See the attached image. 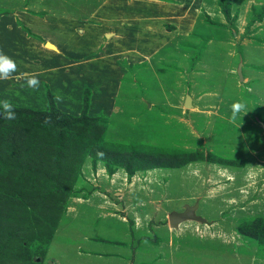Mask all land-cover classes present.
Returning <instances> with one entry per match:
<instances>
[{
  "label": "rangeland",
  "instance_id": "1",
  "mask_svg": "<svg viewBox=\"0 0 264 264\" xmlns=\"http://www.w3.org/2000/svg\"><path fill=\"white\" fill-rule=\"evenodd\" d=\"M148 1L180 13L150 25L161 42L155 53L148 55L152 43L142 33L140 43L120 40L110 48L116 53L100 55L101 38L95 48L80 47L89 53L77 58L104 69L82 77L78 68L66 72L63 62L26 52L36 61L40 104L28 102L39 91L26 86V76L8 77L16 87L3 89L13 106L21 108L15 102L22 99L35 111L55 108L79 119L62 131L80 142L54 162L56 189L40 179L50 178L44 170L58 136L29 138L27 150L8 152L0 197L50 191L53 205L45 213L39 201L30 207L0 199V264H264V0ZM108 2L0 0V18L14 15L27 40L41 43L42 34L63 49L102 24L136 32L142 17L125 28L118 22L127 15L125 0L109 20L107 10L99 12ZM136 54L145 61L133 65ZM55 92L61 108L64 101L75 109L60 110ZM236 103L244 108L234 111ZM165 154L180 158L161 161ZM41 165L33 184L22 179ZM187 209L194 218L169 226L168 216Z\"/></svg>",
  "mask_w": 264,
  "mask_h": 264
},
{
  "label": "crops",
  "instance_id": "2",
  "mask_svg": "<svg viewBox=\"0 0 264 264\" xmlns=\"http://www.w3.org/2000/svg\"><path fill=\"white\" fill-rule=\"evenodd\" d=\"M108 4L109 5L104 6L103 9H99V12L103 15V13H102L103 10H107L108 14L107 15L104 14L103 16L109 20V19H111L109 17L113 16L115 9H116V5L118 4V2H117V0H109ZM139 4L140 5L143 4L142 7H139L138 6ZM9 5L12 6L11 3ZM173 7H176V6H169L166 4H161L159 2H152V1H148V0H125L123 8H125L124 9L125 12L128 10L127 15L125 16L124 19H122L118 22L121 23L123 26L126 25L125 26V28H126L127 26H130V25L134 26V20H136L135 17L137 15L141 16L143 19L140 22H136L138 24V25H136V28H137L136 32L131 30V34H136L135 38L132 37V35L128 31V28H126V30L123 29L122 31H120L117 26H113L110 24L109 25L102 24L101 29H98L96 31H92L89 33L85 32L84 34H86V35H82V37H81L83 39L82 42L72 41V43L75 44V46L69 47V46L65 45L64 49L61 46H59L60 45L59 42H55L52 39V41H53L52 42L53 44H52L49 40L50 37L48 38L46 35H42V34H41V39L39 41L43 44V46H41V43H39V42L27 40L28 38L25 36L26 34H24L23 30H21L20 27L15 25L16 16L10 15V14H5V15L3 14V15H1L2 17L0 18V34H1L0 35V44L2 46H4L3 51H5V54H7L12 60H14L16 62V69L17 70L14 72L13 75H18L20 73L21 75H23V77L26 76V78H28V79L30 77H32L33 75L39 77L37 67H36V63H35L36 61L33 58L32 59L26 58L29 56L31 57V55H35L38 57L46 56V59H49L51 57V59L57 60L56 62L59 64H60V62H63L62 64H63V66H65L63 69L67 68L65 70L66 72L68 71L71 73V72H73V68H78V71L82 73V77L83 76L84 77L85 76L90 77L89 74H93V76H97V75L100 76L102 70L104 69L102 66V63H100V62L99 63H88V62L85 63L83 58H86V56H84V54L86 55L87 53H89V51H86V49L81 50L80 47L95 48L101 44V42H102L101 38H103L102 44L104 46H103V49H101L100 55H106V56L110 57L111 53H116L115 49L113 51L110 50V48L112 46H115V45L117 46V44H121L120 43L121 41L123 43L125 41L124 45H127V44L132 43V42L135 43L136 41H138L140 43L141 40H140L139 35L143 33V34H145V39L143 41L148 39L147 40L148 44L152 43V47H150L148 49V50L152 51V53L148 54V55H151V54L155 53V50L161 49V46H160L161 42H160V40H158V39L156 40V38H153L154 26H150V25L152 23H154V21L158 22L159 18H161L160 17L161 14H164L167 17H171L168 19H172L174 16V13L180 14L179 10H177L179 6L176 9H174ZM18 13L19 12H15L16 15H18ZM25 15H27V14H25ZM25 15H24V18H27V16H25ZM20 16H22V12H20ZM12 17H14V19H11ZM181 17L182 18L178 19V20H179V22L184 23V21H186L187 18L183 17V15H181ZM27 19L30 20V18H27ZM106 19H105V21H106ZM144 19H146V20H144ZM149 21H151V22H149ZM102 27H103V30H102ZM151 28L153 29V31L151 30ZM144 29H147L149 31H146ZM100 31L102 32V34H97V32H100ZM172 32L173 31H171L170 33H172ZM158 42H160V43H158ZM48 45H51L50 48H47ZM60 49H63V52H61L59 54L58 51ZM26 52L28 53V56L24 57L26 55ZM8 53H10V54H8ZM144 53L147 54V52H144ZM97 54H99V53L97 52ZM72 55L76 56V59H75L76 61H74L75 64L68 66L67 62L69 61V59H74ZM145 56L138 55V54L131 55L132 58L130 57V60H129V58H128V60L131 61V63L134 65L136 63H140V62L145 61V59H146ZM77 57L78 58L83 57V58H81L82 61H80V59H78ZM17 58L19 59V61L15 60ZM85 67L88 70L87 72H85L83 70ZM24 71H28L30 74L27 73V75H26V73ZM45 72H46V75L54 76L53 70H51V72L46 70ZM56 73H59L61 76L63 74V72L60 73L59 71H57ZM48 77H50V76H48ZM76 78H78V77H76ZM46 80L51 81V80H48V78ZM5 84L9 88V90H11V91L13 90L14 87H16V86H13L14 84L11 82V80L7 79V80H1L0 81V89L3 88L5 86ZM9 90H6V91H9ZM33 90H36V89H33ZM16 91L24 94L22 92L23 89H21V87L19 89H16ZM37 91H39V92H37L36 94H33L32 97L30 99H28V102H33L31 99H35L34 101L39 103V104L45 103L44 98L41 99V94H42L41 90L38 89ZM55 93H58V92H55ZM60 98L61 97H59V93H58V95L56 96V104L60 110L63 111V109H65L66 111H70L68 109H75V108H70V107L66 106L64 101L62 102L64 108H61V105L59 102ZM47 107H45V104H43L41 110H45V109H47ZM21 108L36 110L32 107L29 108L27 106H21ZM90 110H91L90 114H92V113L95 114L98 112L99 109L92 105ZM73 112H74V110H73ZM115 259H116V263L120 262L119 261L120 259L118 258V254L115 257Z\"/></svg>",
  "mask_w": 264,
  "mask_h": 264
},
{
  "label": "trees",
  "instance_id": "3",
  "mask_svg": "<svg viewBox=\"0 0 264 264\" xmlns=\"http://www.w3.org/2000/svg\"><path fill=\"white\" fill-rule=\"evenodd\" d=\"M52 95H50L51 98ZM14 110L16 112V119L9 121L6 120L3 116H0V183L1 185L5 183L7 180V170L11 167L8 166L5 163L6 156L8 155V152H21L22 150H27V141L29 138L35 139L36 141H39L38 138H41L43 135L47 137H55L58 136L59 142L57 141V145L54 148L52 152V159H54L53 163L48 162L46 169L44 170L46 173H50L49 177H44V179H40L41 177H38L40 180H44L43 182H46L52 186L53 189H56L58 185L62 184L60 181V173L58 172V169H56L54 162H57L59 160H62L65 156L63 155V149H66V151H70L69 148L76 149V144L79 143V137H73L72 133H67L62 131V128H69L70 126H73L77 124L80 120L79 119H73L69 117L68 115H65L59 111H57L55 108L51 109L53 111L49 112H38L35 110L30 109H23L20 107H15ZM57 122V123H55ZM69 122V125H65ZM46 126L50 127L49 130L46 131ZM27 131L31 133V136L27 135ZM65 141V143H64ZM81 144V143H80ZM71 153H74V151H71ZM62 158V159H61ZM180 158L179 154H175L171 156L170 154H165L162 156L161 161L163 160H170V163H173V161H178ZM51 160V156H50ZM211 161V160H209ZM45 165V163H44ZM124 167V166H123ZM44 168V167H43ZM42 165L37 166L34 170H25V173L22 177V179L25 178L26 181H32L37 180L35 175L41 171L40 169H43ZM48 178L50 181H48ZM33 184V181H32ZM31 184V186H32ZM43 191V190H41ZM27 193V192H26ZM52 192L48 191L45 192V195H31L30 192L26 194H20V195H14V196H4L0 197L2 198H8L9 200H12L14 202L19 203H25L26 205L32 207L34 204H36L38 201L40 202L45 211V213L48 212V208L53 205V196H51ZM48 198V199H47ZM55 203L57 204V201L55 200ZM0 205H3L0 201ZM46 205V206H45ZM264 223V222H263ZM262 223V224H263ZM264 233V228L261 230Z\"/></svg>",
  "mask_w": 264,
  "mask_h": 264
},
{
  "label": "clouds",
  "instance_id": "4",
  "mask_svg": "<svg viewBox=\"0 0 264 264\" xmlns=\"http://www.w3.org/2000/svg\"><path fill=\"white\" fill-rule=\"evenodd\" d=\"M16 70V62L8 55L0 52V80H7L8 77ZM40 81L37 76L33 75L26 81V86L32 89L38 88ZM234 111H240L244 108L243 104L236 103L233 105ZM0 116L6 120L16 119V112L13 104L7 99H0Z\"/></svg>",
  "mask_w": 264,
  "mask_h": 264
},
{
  "label": "water",
  "instance_id": "5",
  "mask_svg": "<svg viewBox=\"0 0 264 264\" xmlns=\"http://www.w3.org/2000/svg\"><path fill=\"white\" fill-rule=\"evenodd\" d=\"M263 130H264V127H263ZM192 218H194V216H192L191 210L187 209L185 212H182V213H172L170 216H168L167 221H168L169 226L177 227L179 223L183 222L186 219H192Z\"/></svg>",
  "mask_w": 264,
  "mask_h": 264
},
{
  "label": "bare ground",
  "instance_id": "6",
  "mask_svg": "<svg viewBox=\"0 0 264 264\" xmlns=\"http://www.w3.org/2000/svg\"><path fill=\"white\" fill-rule=\"evenodd\" d=\"M50 46H51V45H48L47 47L50 48ZM20 87H21V89H23L22 85H20ZM24 90H25V89H24ZM22 92H23V91H22ZM22 95H23V94H22ZM6 97H9V93H5L4 89L1 88V89H0V99H6ZM8 100L11 101V99H8ZM23 101H25V100L20 99V100L16 101L15 103H21L20 105L25 106V105L23 104ZM188 105L191 106V103H190V104L188 103Z\"/></svg>",
  "mask_w": 264,
  "mask_h": 264
}]
</instances>
